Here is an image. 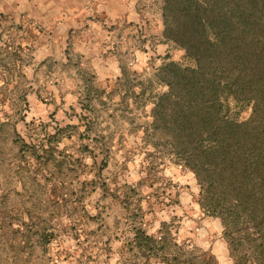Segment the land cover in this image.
I'll return each mask as SVG.
<instances>
[{"label": "rangeland", "instance_id": "obj_1", "mask_svg": "<svg viewBox=\"0 0 264 264\" xmlns=\"http://www.w3.org/2000/svg\"><path fill=\"white\" fill-rule=\"evenodd\" d=\"M160 5L85 0L84 15L56 50V4L0 0V113L25 116L17 129L27 143L37 141V127L39 135L64 128L50 180L20 142L1 152L0 216L6 213L7 222L0 221V264H125L126 258L168 264L126 251L140 226L156 236L165 226L177 242L210 252L218 264L264 261L253 242L228 235L220 217L202 210L193 172L159 157L141 131L127 132L133 120L120 117L121 95H108L122 68L150 75L167 53L185 59L161 38ZM138 91L131 87L128 97L134 116ZM46 208H56L48 219L56 236L48 243L36 230Z\"/></svg>", "mask_w": 264, "mask_h": 264}, {"label": "trees", "instance_id": "obj_2", "mask_svg": "<svg viewBox=\"0 0 264 264\" xmlns=\"http://www.w3.org/2000/svg\"><path fill=\"white\" fill-rule=\"evenodd\" d=\"M160 4L161 38L183 50L185 59L178 61L167 53L150 75L147 70L140 74L122 68L108 95L114 91L121 95L120 117L125 124L131 123L129 117L133 120L127 132L141 131L159 157L194 173L202 210L220 217L228 235L253 242L264 256V0H160ZM136 86L134 116L128 97ZM24 118L0 113V155L7 144L20 142L19 150L32 151L50 180L56 174V145L64 128L58 126L53 134L44 128L39 135L37 127L38 137H32L37 141L27 143L17 129ZM55 197L56 193L53 202ZM45 214L36 230L48 243L56 236V227L48 221L56 208H46ZM6 216L1 214V223L7 222ZM164 227L159 236L137 227L126 251L168 264H218L213 254L187 249ZM235 238L234 244H239L241 238ZM131 260L126 258L125 264ZM241 260L234 264H243Z\"/></svg>", "mask_w": 264, "mask_h": 264}, {"label": "crops", "instance_id": "obj_3", "mask_svg": "<svg viewBox=\"0 0 264 264\" xmlns=\"http://www.w3.org/2000/svg\"><path fill=\"white\" fill-rule=\"evenodd\" d=\"M21 2L24 5H35L47 2L56 4V29L53 34L56 36L53 43H56V50L72 35V28L77 20H81L80 15H84L85 0H12ZM54 36V37H55ZM40 44L39 40H36Z\"/></svg>", "mask_w": 264, "mask_h": 264}]
</instances>
